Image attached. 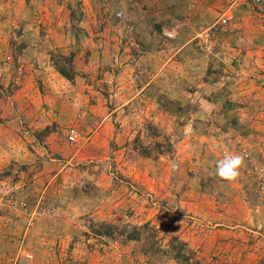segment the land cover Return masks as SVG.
Segmentation results:
<instances>
[{
    "label": "rangeland",
    "instance_id": "1",
    "mask_svg": "<svg viewBox=\"0 0 264 264\" xmlns=\"http://www.w3.org/2000/svg\"><path fill=\"white\" fill-rule=\"evenodd\" d=\"M0 264H264V19L0 0Z\"/></svg>",
    "mask_w": 264,
    "mask_h": 264
},
{
    "label": "clouds",
    "instance_id": "2",
    "mask_svg": "<svg viewBox=\"0 0 264 264\" xmlns=\"http://www.w3.org/2000/svg\"><path fill=\"white\" fill-rule=\"evenodd\" d=\"M244 160L242 154H228L217 162L216 174L225 181H235L240 176Z\"/></svg>",
    "mask_w": 264,
    "mask_h": 264
},
{
    "label": "trees",
    "instance_id": "3",
    "mask_svg": "<svg viewBox=\"0 0 264 264\" xmlns=\"http://www.w3.org/2000/svg\"><path fill=\"white\" fill-rule=\"evenodd\" d=\"M171 144L166 143L165 147L168 149ZM139 230L140 228L133 227V226H111L109 224H101L97 231H93L94 234L98 236H105V237H123L127 240H137L139 238Z\"/></svg>",
    "mask_w": 264,
    "mask_h": 264
},
{
    "label": "built area",
    "instance_id": "4",
    "mask_svg": "<svg viewBox=\"0 0 264 264\" xmlns=\"http://www.w3.org/2000/svg\"><path fill=\"white\" fill-rule=\"evenodd\" d=\"M244 2L256 11L264 19V0H244ZM73 131L69 135V139L73 140Z\"/></svg>",
    "mask_w": 264,
    "mask_h": 264
}]
</instances>
